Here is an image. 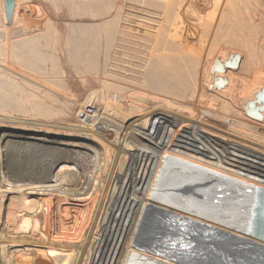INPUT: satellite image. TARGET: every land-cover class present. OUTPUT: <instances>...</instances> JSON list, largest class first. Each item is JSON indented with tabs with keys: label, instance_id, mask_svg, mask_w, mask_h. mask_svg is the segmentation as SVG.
Wrapping results in <instances>:
<instances>
[{
	"label": "bare ground",
	"instance_id": "bare-ground-1",
	"mask_svg": "<svg viewBox=\"0 0 264 264\" xmlns=\"http://www.w3.org/2000/svg\"><path fill=\"white\" fill-rule=\"evenodd\" d=\"M17 1L12 17L6 18L11 27H0V149L8 139L4 128L24 131L25 139L46 133L49 143L54 142L51 135L85 136L96 157L98 146L103 148V163L94 161V166L97 177L102 168L107 176L103 183L96 179L100 183L93 197L75 200V192L73 199L54 194L63 182L48 168L25 178L12 170V178L23 185L8 189L0 184V264H181L174 258L188 259L181 239L194 234L189 221L264 245L161 199V180L177 169V160L264 190V0L86 2L104 25L96 41L78 42L68 58L103 70L108 105L99 121L79 112L76 116L88 125L82 127L14 121L2 114L12 106L38 108L48 99L57 101L48 96L46 102L32 99L26 89L29 79L7 73L10 55L22 66L17 60H22L26 40L38 26L14 27ZM2 5L4 15V0ZM88 45L95 52L79 49ZM227 47L239 51L229 53ZM228 61L235 66L228 68ZM50 62L54 68L61 65L56 55ZM218 65L223 71H213ZM149 98L153 105L146 107ZM52 189V194L37 192ZM34 191L40 196H31ZM191 237L202 250L216 249L214 256L226 252L223 244L214 247ZM152 240L160 251L146 248Z\"/></svg>",
	"mask_w": 264,
	"mask_h": 264
},
{
	"label": "rangeland",
	"instance_id": "rangeland-1",
	"mask_svg": "<svg viewBox=\"0 0 264 264\" xmlns=\"http://www.w3.org/2000/svg\"><path fill=\"white\" fill-rule=\"evenodd\" d=\"M249 1L253 3L254 1L257 0L254 1L249 0ZM86 2H89V0H49V1L48 0H18L17 1L18 3L17 14H16L17 20L15 21L14 24L15 26L14 25L13 26L15 28H17L18 26L21 27L33 26L31 28H34L37 25L38 26L36 28V31L31 33V36L28 37V39L27 37L25 38L27 39L26 41L28 42V46L29 45L32 46L31 47L27 46V48L24 49L25 55L23 53L22 60H17V62L18 61L22 62V66L19 65L20 63L19 64L16 63V59H14L10 55V59L8 60V62L5 63V65L8 66V68L10 69L9 71L7 70V73L13 76H17L15 74L19 73L20 75L25 76L26 79H29L27 82H29L30 85H26V89L31 95L34 96L32 99H37L40 102L41 101L46 102L45 97L48 96L50 98L57 99V101L51 102V100L48 99L47 104H40L43 106H40L38 108L31 106L25 109L24 108L18 109V106L15 107L12 106V108L13 107L14 108L13 109L11 107L10 108L13 111L10 108H6V110L4 109L2 114H4L5 116H7L8 118L14 121H23V122L27 121V122H36V123H39L41 121L40 123L44 122L43 124L73 126V127H75L76 125V127L78 126L82 127L88 125H85V123H83L80 120V118L77 117L76 115L79 112L83 114L85 108L88 105H93L95 107V113L98 117L95 115V118L93 117L92 118L99 121L100 118L103 117V112H105V108L108 105V101H106L108 96L103 85V70L101 71V69L98 68L95 69V65H87L89 68L87 69L85 66L80 65V63L77 64L76 57L73 58L76 64L73 63L74 61L70 62L72 60L69 61L70 58H68L69 57L68 51L71 50L78 42L89 44L90 41H91L90 43L96 41L100 36L101 30L104 25V22L103 23L99 22L101 20V17L99 18L98 16L91 14L90 9L87 8ZM0 3H1L0 27L3 24L9 26L7 24L9 21L6 19L7 18L6 12H4L5 13L4 15L2 12L3 10L2 0H0ZM4 4H5V0H4ZM25 6L31 7V8L29 7V11L23 10ZM20 8L21 10H19ZM30 12L32 14H30ZM25 14L27 15V17L25 16ZM106 16L107 15L104 13L102 16L103 19ZM20 22L23 23L19 24ZM9 27H11V25ZM49 43L51 44L50 47H48ZM54 46L58 47L57 52L54 51ZM228 48H230L228 51L229 53L230 52L235 53L234 51H239L235 49V47L233 48L227 47V49ZM79 49H82V51L84 49H89V51L91 50L92 52H95V49L94 48L92 49L91 47H89V45L88 48L85 47L82 48L80 46ZM54 55L59 56V58L61 59V65H60L61 68L60 67L54 68L52 66V63L50 61H52V56ZM23 62L29 63L30 67H28V65L23 64ZM73 66H76L75 68H77L78 70L77 69L75 70ZM12 67L14 69H12ZM52 68L53 71H51ZM55 69L58 70V75L60 74L59 76L55 75L56 73L54 74V71H56ZM86 70L89 71L87 72ZM51 74L54 75L55 77L53 76L51 77ZM46 77H48L49 79ZM50 78L51 80L55 79L54 82L55 81L56 82L54 83L53 81H50ZM152 94L153 92H151L149 95L153 96ZM152 103L153 102L149 98L147 102L143 105H145L146 107H151L153 105ZM48 108L52 110L50 109L48 110ZM25 110L27 112H25ZM18 111L19 114H17ZM11 116L13 117L11 118ZM119 121L123 123L122 118H120ZM2 131L3 132L5 131L4 134L8 136V139L5 142L6 145L3 144L1 147L2 149H0L1 150L0 165L2 164L1 165L2 168L0 166V184L3 188L8 187V189H10L12 187L16 188L19 187L20 185L21 186L23 185V183L17 182L15 181L14 178H12V174H13L12 170L15 171L14 173H18L25 178V177H33V175L35 176L36 173H38L39 171L41 170L45 171L48 168L49 170H52V173H54L53 175H57V174L60 175L63 184H61L60 187H58L59 192L53 191V189L50 190L49 192L48 191L45 192L41 190V191H37L39 192L38 194H42V193L52 194L54 192V194L60 196L66 195L69 198L73 199L74 198L73 193L75 192L74 194L77 195L75 196L74 199L76 200V199H82V197L91 198L94 188L98 186V184L100 183L98 182V180L100 179L99 181L103 183V181L107 176L106 174L107 172L103 171L102 168L101 171H99L101 178L100 176H98L99 177L98 178L97 171H95V166H94L99 162L103 163V161H101L102 160L101 158L105 157L103 148H100V146H98L97 144V146L99 147L97 149L99 151L98 152L99 155H97L98 157H96L95 153L91 149L92 141H90V139H86V138L84 139L85 136L79 137L77 135H73V137H64L62 135H53V136L51 135L50 139H52L54 142L49 143L45 141L48 137L46 133H39L36 137L32 136L31 139L30 138L25 139V138H21V136L25 134L24 131L18 129L16 130L13 128H4ZM136 133L138 134V131H136ZM137 136H139L140 138V135ZM68 141L73 142V144L67 145L66 143ZM197 153L198 155H200V152ZM56 156L59 158H57ZM53 157H55V160ZM61 160H64V162ZM234 160L236 161V159H233V161ZM94 161L97 163H95ZM55 162H57V164H55ZM237 162L238 161H236V163ZM30 172H32V174ZM262 172L264 173V171ZM4 182L5 183L7 182L8 184L7 183L4 184ZM25 183L28 184L29 182L26 181ZM29 192L30 191H28L27 193ZM35 193L36 192L34 191L33 194H31V196L33 197L35 195L37 197L40 196Z\"/></svg>",
	"mask_w": 264,
	"mask_h": 264
},
{
	"label": "water",
	"instance_id": "water-1",
	"mask_svg": "<svg viewBox=\"0 0 264 264\" xmlns=\"http://www.w3.org/2000/svg\"><path fill=\"white\" fill-rule=\"evenodd\" d=\"M14 3V0H5L8 18L13 15ZM226 66L232 68L235 63L228 61ZM216 70L223 71L219 65L213 68V71ZM222 84L220 81L218 86L221 87ZM175 163L177 165L175 171H177H169L161 180V187L166 188L162 187L161 190V199L164 203L189 211L202 219L225 225L229 229H235L241 234L264 243L263 189L231 179H222L218 176L219 174L211 173L185 161L177 160ZM180 164L189 167L191 171L182 170L179 167ZM206 173L211 177H203V174ZM188 223L191 226L190 232L194 233L191 236H194L198 243H209L214 247L217 244H223L226 252L223 251V255L219 257L214 256L215 252L213 251L216 249L202 250L201 246L192 244L194 239L189 235V239H181L186 247L184 254L188 259L183 256L181 257L185 260L174 258L181 264H187L188 260L191 264H264V245L251 243L219 230H210L196 222L189 221ZM145 236H148V233ZM172 236L171 234L167 238L171 240ZM157 243L152 240L146 248L150 251H160L161 247ZM236 250H241V252L237 251L236 253ZM164 252L167 256L169 255L167 248Z\"/></svg>",
	"mask_w": 264,
	"mask_h": 264
},
{
	"label": "built area",
	"instance_id": "built-area-1",
	"mask_svg": "<svg viewBox=\"0 0 264 264\" xmlns=\"http://www.w3.org/2000/svg\"><path fill=\"white\" fill-rule=\"evenodd\" d=\"M95 115H96L95 107L93 105H88L84 110V116L85 117H94Z\"/></svg>",
	"mask_w": 264,
	"mask_h": 264
}]
</instances>
